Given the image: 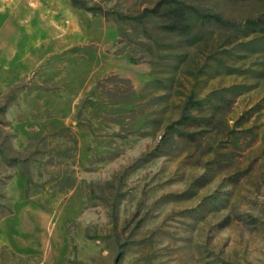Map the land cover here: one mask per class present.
Returning a JSON list of instances; mask_svg holds the SVG:
<instances>
[{"label":"rangeland","instance_id":"rangeland-1","mask_svg":"<svg viewBox=\"0 0 264 264\" xmlns=\"http://www.w3.org/2000/svg\"><path fill=\"white\" fill-rule=\"evenodd\" d=\"M0 264H264V0H0Z\"/></svg>","mask_w":264,"mask_h":264},{"label":"trees","instance_id":"trees-1","mask_svg":"<svg viewBox=\"0 0 264 264\" xmlns=\"http://www.w3.org/2000/svg\"><path fill=\"white\" fill-rule=\"evenodd\" d=\"M184 6H186V5L185 4H179L178 2H175V4L169 6V10L174 14L181 15V13H183L182 11L184 10V8H183Z\"/></svg>","mask_w":264,"mask_h":264}]
</instances>
